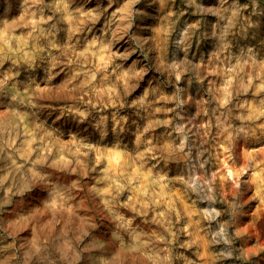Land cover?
Masks as SVG:
<instances>
[{
	"label": "rangeland",
	"instance_id": "374dc122",
	"mask_svg": "<svg viewBox=\"0 0 264 264\" xmlns=\"http://www.w3.org/2000/svg\"><path fill=\"white\" fill-rule=\"evenodd\" d=\"M0 264H264V0H0Z\"/></svg>",
	"mask_w": 264,
	"mask_h": 264
}]
</instances>
